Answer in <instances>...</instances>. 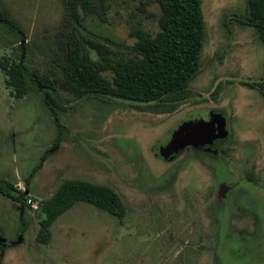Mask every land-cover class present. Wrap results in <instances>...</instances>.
I'll list each match as a JSON object with an SVG mask.
<instances>
[{
  "label": "rangeland",
  "instance_id": "rangeland-1",
  "mask_svg": "<svg viewBox=\"0 0 264 264\" xmlns=\"http://www.w3.org/2000/svg\"><path fill=\"white\" fill-rule=\"evenodd\" d=\"M86 1L75 19L66 0H0V19L19 30L37 75L60 78L68 45L95 65L135 59L134 26L157 30L155 0ZM245 1L201 0L197 73L170 111L56 86L54 118L38 92L13 97L0 72V178L25 194L22 208L0 193V264H264V97L251 85L263 75L264 46L242 22ZM14 40L0 26V56L18 51ZM210 110L227 120L226 157L188 147L158 155L180 123ZM65 179L109 186L123 216L76 202L38 242L37 203Z\"/></svg>",
  "mask_w": 264,
  "mask_h": 264
},
{
  "label": "trees",
  "instance_id": "trees-1",
  "mask_svg": "<svg viewBox=\"0 0 264 264\" xmlns=\"http://www.w3.org/2000/svg\"><path fill=\"white\" fill-rule=\"evenodd\" d=\"M73 17L77 19V6L85 9L86 0H66ZM158 8L157 30L151 33L134 26L136 39L135 59L124 60L115 57L105 64L95 65L86 55L79 54L76 45H68L64 62L60 66V78L37 75L25 61V42L19 30L6 20L0 19V26L13 37L17 52L0 56V72L4 75V85L10 88L13 97H21L27 92L39 93L41 102L55 118L54 106L56 86L79 96L107 97L140 102L154 112L172 110L185 99L187 86L198 69V57L203 41V19L201 0H155ZM242 22L252 26L259 41L264 46V0H246ZM91 45V42L87 40ZM95 48H99L93 45ZM108 69L107 78L100 74ZM251 85L256 86L264 97V71L261 78ZM61 139V127L55 122L54 144ZM227 144L218 154L227 156ZM187 148V147H186ZM41 158L30 170V175L40 166ZM246 177L252 178L250 171ZM0 193L25 206L22 190L0 178ZM76 202L94 206L111 216L120 218L124 207L118 195L107 185L96 184L81 179H65L47 198L38 201V211L42 218L38 221L35 239L46 243L49 239L50 224ZM21 232L25 228L23 214L19 216Z\"/></svg>",
  "mask_w": 264,
  "mask_h": 264
},
{
  "label": "water",
  "instance_id": "water-1",
  "mask_svg": "<svg viewBox=\"0 0 264 264\" xmlns=\"http://www.w3.org/2000/svg\"><path fill=\"white\" fill-rule=\"evenodd\" d=\"M227 134L225 117L219 112H211L207 119L186 120L171 132L170 138L158 149L163 158L185 146L196 147L210 144L214 138H222Z\"/></svg>",
  "mask_w": 264,
  "mask_h": 264
},
{
  "label": "flooded vegetation",
  "instance_id": "flooded-vegetation-1",
  "mask_svg": "<svg viewBox=\"0 0 264 264\" xmlns=\"http://www.w3.org/2000/svg\"><path fill=\"white\" fill-rule=\"evenodd\" d=\"M211 112H213V111H209V113H211ZM220 113V112H219ZM221 114V113H220ZM225 117V116H224ZM226 118H225V127H227L226 126ZM227 129V128H226ZM227 136H228V131H227V134L224 136V137H222V138H214L212 141H211V143L210 144H203V145H198V146H196V147H192V146H185V147H188V148H191V150H193V151H196V152H198V153H200V154H204V155H209V156H214V155H217L218 154V151L220 150V148L225 144V141L227 140ZM184 147V148H185ZM180 150V149H179ZM156 154V153H155ZM157 155V154H156ZM172 155L170 154V155H168V157H166V158H163V157H161V158H163V159H165V160H169L170 159V157H171Z\"/></svg>",
  "mask_w": 264,
  "mask_h": 264
}]
</instances>
